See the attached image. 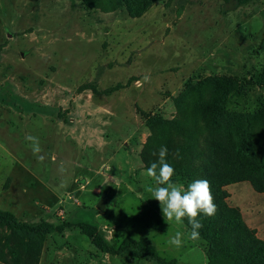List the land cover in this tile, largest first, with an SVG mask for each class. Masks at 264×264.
<instances>
[{
  "label": "rangeland",
  "instance_id": "374dc122",
  "mask_svg": "<svg viewBox=\"0 0 264 264\" xmlns=\"http://www.w3.org/2000/svg\"><path fill=\"white\" fill-rule=\"evenodd\" d=\"M263 64L264 0H155L139 17L84 0H0V209L31 225L73 224L42 244L0 231L2 264L14 252L20 264H151L103 253L79 223L116 248L148 237L168 260L208 264L206 242L166 222L145 190L155 186L141 156L148 117L176 118L175 99L207 78L237 83L227 110L253 117L264 109ZM225 190L264 239V194L250 182ZM178 231L179 248L168 243Z\"/></svg>",
  "mask_w": 264,
  "mask_h": 264
},
{
  "label": "trees",
  "instance_id": "16d2710c",
  "mask_svg": "<svg viewBox=\"0 0 264 264\" xmlns=\"http://www.w3.org/2000/svg\"><path fill=\"white\" fill-rule=\"evenodd\" d=\"M84 1L105 12L126 6L131 16L139 17L155 0ZM223 1L247 5L252 0ZM256 82L264 89V64ZM121 88V85L116 86L107 92L110 94ZM86 89L96 92L90 85L80 87L81 91ZM237 89V83L221 78H207L190 84L175 99L176 118L148 117L152 135L141 154L148 168L151 162L158 160L159 148L166 146L167 160L175 169L173 182H182L186 188L196 179L210 182L217 211L211 217L202 213L198 217L203 225L199 229L200 237L208 246V264H264V239L247 225L238 207L229 205V194L225 190L231 184L250 182L256 192L264 194V133L259 130L264 109L253 117L228 111L229 97ZM153 152L157 155L153 156ZM183 222L191 229L186 217ZM71 226V223L54 225L47 221L31 225L21 222L13 212L0 209V231L26 239L29 244H42L49 235L62 234ZM77 226L98 250L108 255L136 258L151 264H181L177 259L168 260L161 256L148 237L135 239L128 236L116 248L105 240L98 227L90 223ZM13 254L15 264H20V254ZM1 259L0 252V264Z\"/></svg>",
  "mask_w": 264,
  "mask_h": 264
},
{
  "label": "clouds",
  "instance_id": "9594fccd",
  "mask_svg": "<svg viewBox=\"0 0 264 264\" xmlns=\"http://www.w3.org/2000/svg\"><path fill=\"white\" fill-rule=\"evenodd\" d=\"M150 75L143 77V82H150ZM137 84H140L138 81ZM25 139L30 142L33 154H39L42 150L38 137L26 135ZM153 156L157 152L152 153ZM179 156V153L176 154ZM168 148L161 146L158 150V160L150 163L147 168V176L151 177L155 182V186H146L145 190L151 193V196L160 204L163 217L166 222L175 221L177 224H182L186 217L191 225L190 239L198 240L200 237L199 229L203 227L198 219L202 213L205 216L211 217L215 215L217 206L214 203V197L211 191L210 182L207 179H196L187 188L183 185H178L172 181L175 175V169L167 160ZM38 159L43 161L42 155ZM63 171V165L60 168ZM183 234L176 232L168 243L177 248L182 246Z\"/></svg>",
  "mask_w": 264,
  "mask_h": 264
}]
</instances>
